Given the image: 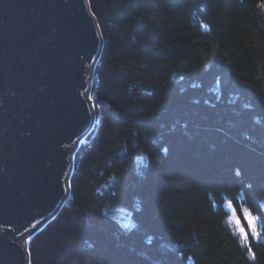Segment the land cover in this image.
Listing matches in <instances>:
<instances>
[{
	"label": "trees",
	"instance_id": "16d2710c",
	"mask_svg": "<svg viewBox=\"0 0 264 264\" xmlns=\"http://www.w3.org/2000/svg\"><path fill=\"white\" fill-rule=\"evenodd\" d=\"M87 3L102 38L95 124L61 208L26 245L31 264H264V239L253 260L236 225L264 211L259 0Z\"/></svg>",
	"mask_w": 264,
	"mask_h": 264
},
{
	"label": "water",
	"instance_id": "95a60500",
	"mask_svg": "<svg viewBox=\"0 0 264 264\" xmlns=\"http://www.w3.org/2000/svg\"><path fill=\"white\" fill-rule=\"evenodd\" d=\"M96 26L87 0H0V264H25L19 235L68 195L73 152L94 122Z\"/></svg>",
	"mask_w": 264,
	"mask_h": 264
},
{
	"label": "snow or ice",
	"instance_id": "6c2138e0",
	"mask_svg": "<svg viewBox=\"0 0 264 264\" xmlns=\"http://www.w3.org/2000/svg\"><path fill=\"white\" fill-rule=\"evenodd\" d=\"M257 7L261 10H264V0H259ZM94 15L95 13H93V16ZM96 27L99 28L100 26L97 25ZM201 27L205 31L209 30L210 28L209 24L207 23H202ZM205 67L207 69V66ZM13 95H15V93H13ZM89 99H91V97H89ZM0 107H2V105H0ZM87 114L91 115L90 112H88ZM28 135H31V133H28ZM163 151L167 152L168 149L164 148ZM233 172L236 177H241L243 173V169L237 166L233 169ZM57 182H59V177H57ZM70 187L71 185L69 184V189ZM252 187H254V185L249 183V188H252ZM228 206L229 208L233 207L231 202H229ZM256 211L259 213V216L254 215L248 208L243 209V213H244L243 219L246 221V227H240V221L236 220V225L239 229L238 231L239 244L242 248L246 249L247 254L250 257H252L253 260H255V253L253 252L252 243L255 242L258 244L261 242L262 239H264V228H258V224L264 221V211H261L259 206L256 208ZM27 230H28L27 227H25L24 231H27ZM31 240H32L31 235H28L26 239L20 245L21 249L26 251L27 256L31 255V249L30 247L25 249L24 245H30ZM187 259L191 260L192 258L188 257ZM25 264H31V261L25 258Z\"/></svg>",
	"mask_w": 264,
	"mask_h": 264
},
{
	"label": "bare ground",
	"instance_id": "6f19581e",
	"mask_svg": "<svg viewBox=\"0 0 264 264\" xmlns=\"http://www.w3.org/2000/svg\"><path fill=\"white\" fill-rule=\"evenodd\" d=\"M89 7V5H88ZM90 10V9H89ZM91 12V11H90ZM92 14V13H91ZM93 124H95V122H93ZM90 131V130H89ZM89 131L82 137V139L89 133ZM81 139V140H82ZM80 142V141H79ZM75 151V150H74ZM74 153V152H73ZM73 156V155H72ZM26 238L25 234L23 235H19L18 237V243L21 245V243L24 241V239Z\"/></svg>",
	"mask_w": 264,
	"mask_h": 264
},
{
	"label": "rangeland",
	"instance_id": "374dc122",
	"mask_svg": "<svg viewBox=\"0 0 264 264\" xmlns=\"http://www.w3.org/2000/svg\"><path fill=\"white\" fill-rule=\"evenodd\" d=\"M94 19H95V18H94ZM99 33H100V32H99ZM94 66H95V64H94L93 67H92V72H93ZM91 76H92V74H91ZM90 81H91V77H90ZM89 88H90V83H89ZM86 96H87V98L89 99V89H88V92H87ZM91 105H92V103H91ZM92 109H93V106H92ZM93 112H94V110H93ZM94 122H95V117H94ZM78 144H79V143H78ZM77 146H78V145H77ZM123 220H124L127 224L129 223V220H128L127 218L124 217Z\"/></svg>",
	"mask_w": 264,
	"mask_h": 264
}]
</instances>
